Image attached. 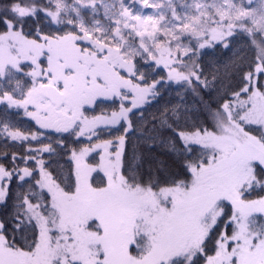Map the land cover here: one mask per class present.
Here are the masks:
<instances>
[{
	"label": "snow or ice",
	"instance_id": "1",
	"mask_svg": "<svg viewBox=\"0 0 264 264\" xmlns=\"http://www.w3.org/2000/svg\"><path fill=\"white\" fill-rule=\"evenodd\" d=\"M0 264H264V0H0Z\"/></svg>",
	"mask_w": 264,
	"mask_h": 264
}]
</instances>
